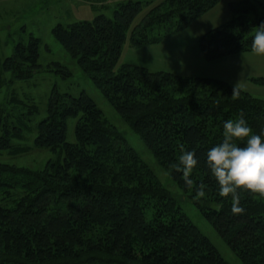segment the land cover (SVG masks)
<instances>
[{"label":"trees","instance_id":"trees-1","mask_svg":"<svg viewBox=\"0 0 264 264\" xmlns=\"http://www.w3.org/2000/svg\"><path fill=\"white\" fill-rule=\"evenodd\" d=\"M221 1L128 0L116 5L112 18L59 24L53 34L238 259L264 264V195L242 191L245 210L233 213L206 164L225 120L243 114L254 132L264 130V99L221 79L130 64L117 69L128 30L145 5L153 6L132 29L134 47L160 43ZM259 6L264 2L231 3L232 18L200 36L203 57L253 52L255 28L264 23ZM39 46L40 39L31 37L0 57V90L41 72ZM38 111L14 95L0 101V150L23 153L29 147L21 143L30 139L36 149L61 156L37 170L0 161V264H229L88 94L74 97L55 87L46 117L30 127ZM71 118L77 121L74 142L67 140ZM181 145L199 157L192 187L170 166ZM200 181L203 196L195 192Z\"/></svg>","mask_w":264,"mask_h":264},{"label":"rangeland","instance_id":"rangeland-1","mask_svg":"<svg viewBox=\"0 0 264 264\" xmlns=\"http://www.w3.org/2000/svg\"><path fill=\"white\" fill-rule=\"evenodd\" d=\"M128 0H0V57L5 59L13 54L15 46L20 42H28L31 37L40 39L41 72L33 78L15 81L0 90V101L17 96L25 105H35L38 112L30 116V127L36 125L47 115V103L56 87L61 93L79 97L88 94L103 112L108 122L114 125L125 136L128 144L138 153L140 158L153 170L161 183L173 194L182 210L197 226L202 234L208 237L229 264H243L228 244L220 237L213 225L200 212L194 201L185 196L184 191L172 180L167 169L161 166L142 138L133 131L118 114L113 105L106 100L101 90L83 72L73 58L55 38L53 30L59 24L68 26L76 22H93L99 15L112 18L118 3ZM158 3L161 0H134ZM264 2V0H258ZM153 5H145L128 30L117 69L125 64L137 65L150 71L170 72L181 76H198L222 79L241 88L255 98L264 99V54L254 52L237 53L214 61H207L200 50V36L230 18L228 5H221L201 18L191 22L188 27L157 44L144 47L131 45V33ZM264 13L262 6L258 7ZM254 14L251 16L253 17ZM70 75L65 77V69ZM52 65L53 71H49ZM55 70H61L57 72ZM6 79L11 73L5 74ZM24 107V105H23ZM27 112V108L24 109ZM76 119L71 118L67 124V140L75 141ZM32 134H28L30 136ZM33 140L23 143L29 147L23 153L0 150V161L41 169L49 159L57 160L61 156L50 150H40L33 146ZM17 144V141H13Z\"/></svg>","mask_w":264,"mask_h":264},{"label":"clouds","instance_id":"clouds-1","mask_svg":"<svg viewBox=\"0 0 264 264\" xmlns=\"http://www.w3.org/2000/svg\"><path fill=\"white\" fill-rule=\"evenodd\" d=\"M251 45L254 53L264 54V23L256 26ZM222 136L220 142L208 148L206 164L218 184V194L230 197L233 213H241L245 210L242 191L264 195V130L254 132L241 114L223 122ZM198 165L196 149L181 145L178 160L170 166L182 173L186 187H192V173ZM205 191L206 185L200 181L195 192L203 196Z\"/></svg>","mask_w":264,"mask_h":264},{"label":"crops","instance_id":"crops-1","mask_svg":"<svg viewBox=\"0 0 264 264\" xmlns=\"http://www.w3.org/2000/svg\"><path fill=\"white\" fill-rule=\"evenodd\" d=\"M241 1H244V0H222L221 3L219 4V6L225 4V5H228V7L230 8V4L231 3H234V2H241ZM217 6L216 9L219 7ZM230 14H231V11H230ZM201 18V17H200ZM231 19V18H230ZM240 54V53H239ZM236 55V54H235ZM203 77V76H202ZM222 80V79H221Z\"/></svg>","mask_w":264,"mask_h":264}]
</instances>
